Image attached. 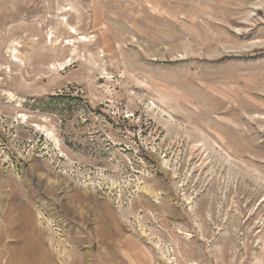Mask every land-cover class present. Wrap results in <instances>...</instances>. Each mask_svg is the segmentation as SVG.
I'll return each instance as SVG.
<instances>
[{
    "label": "rangeland",
    "instance_id": "374dc122",
    "mask_svg": "<svg viewBox=\"0 0 264 264\" xmlns=\"http://www.w3.org/2000/svg\"><path fill=\"white\" fill-rule=\"evenodd\" d=\"M0 264H264V0H0Z\"/></svg>",
    "mask_w": 264,
    "mask_h": 264
}]
</instances>
